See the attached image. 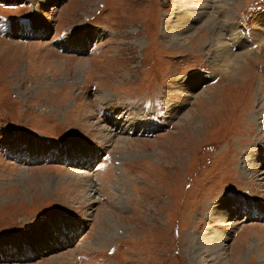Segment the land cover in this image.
I'll return each mask as SVG.
<instances>
[{
  "label": "rangeland",
  "instance_id": "1",
  "mask_svg": "<svg viewBox=\"0 0 264 264\" xmlns=\"http://www.w3.org/2000/svg\"><path fill=\"white\" fill-rule=\"evenodd\" d=\"M176 1L0 0V264H264V11Z\"/></svg>",
  "mask_w": 264,
  "mask_h": 264
},
{
  "label": "bare ground",
  "instance_id": "2",
  "mask_svg": "<svg viewBox=\"0 0 264 264\" xmlns=\"http://www.w3.org/2000/svg\"><path fill=\"white\" fill-rule=\"evenodd\" d=\"M182 4H184V6H181L182 4L180 3V2H178V1H176V6H177V8L178 7H180V8H182V9H177V10H179V11H181V12H185V10L186 9H191V7H193V8H198V5L201 3V2H203V0H185V1H183V0H179ZM188 1H189V3H188ZM218 1H220L219 2V6L221 7V8H223V9H227V8H230L231 6H230V4H233V2H234V0H218ZM199 3V4H198ZM181 4V5H180ZM180 5V6H179ZM202 6V5H201ZM198 10V9H197ZM178 12V11H177ZM184 15V14H183ZM197 16V15H196ZM231 16V15H230ZM192 17V16H191ZM180 18V17H179ZM185 19V18H184ZM183 19V20H184ZM190 21H191V18L189 19ZM227 20V19H226ZM194 21V20H193ZM200 22V21H199ZM261 23H259V25H257V27L259 26L260 28H261V26L263 27L264 26V19L262 20V21H260ZM231 23V22H230ZM228 24V23H227ZM177 25V24H176ZM175 25V26H176ZM188 25V24H187ZM231 25V24H230ZM229 26V25H228ZM181 27V26H180ZM188 27V26H187ZM230 27V26H229ZM183 28V27H182ZM182 28L180 29H178V32H175V37L174 38H176L177 36H180V34L181 33H179V32H184L183 30H182ZM264 28V27H263ZM22 29V28H21ZM237 27H234V31H233V33H236L237 32ZM259 29V28H258ZM229 30V29H228ZM23 31H25V30H23ZM31 33V32H30ZM84 33V32H83ZM83 33H81V34H79V37L80 38H75L74 40H73V42H75V44L77 45V44H80V43H84L83 41H84V39L86 38V34H83ZM178 33V34H177ZM26 34V33H25ZM216 35V34H215ZM221 34H219V36H220ZM182 36V35H181ZM216 37V36H215ZM242 37H243V35L242 36H240V35H237V36H235L234 38H232L231 39V41H233L232 43H230V42H228V41H223L222 42V38H220V42H219V49L217 48L216 49V54H217V56H218V59H217V61L219 60V65L220 66H225L227 63H229L228 65H231V66H233V69H236L237 67H241L242 65H241V63L242 62H245L246 60H247V58H248V55H247V53H248V50H247V48L245 47L247 44H246V42L245 41H243L242 40ZM216 39V38H215ZM175 40H177V39H175ZM226 40H228V39H226ZM216 42H217V39H216ZM222 42V43H221ZM85 44V43H84ZM250 45V44H249ZM232 46V47H231ZM234 46H236V48L238 49V47L239 46H241L240 47V49H236L237 50V52H235L234 51V49H233V47ZM248 47V46H247ZM216 48V47H215ZM234 51V52H233ZM214 52V51H213ZM233 52V53H232ZM226 60V62L223 64V62ZM245 60V61H244ZM219 65H217V66H219ZM221 109V108H220ZM222 110V109H221ZM261 113V112H260ZM103 129V128H102ZM123 140H125L124 138H123ZM126 143L128 142V141H125ZM125 143V144H126ZM124 144V145H125ZM128 156V155H127ZM256 159V158H255ZM257 161V160H256ZM255 160H254V162H252L253 164H257L258 163V161L256 162ZM251 163V164H252ZM250 164V163H249ZM248 164V165H249ZM78 172V171H77ZM77 174V173H76ZM79 174V173H78ZM80 182V181H79ZM91 185V184H90ZM236 210V209H235ZM254 211V210H253ZM223 213V212H222ZM246 213L247 214H250V215H252V207H247L246 208ZM264 213V212H263ZM109 214V213H108ZM224 215V214H223ZM106 217V216H105ZM227 220V219H226ZM64 221V219H62V220H59L58 222H63ZM70 221V220H69ZM63 226V225H62ZM74 228V227H73ZM217 232V231H216ZM106 233H108V232H106ZM106 233L103 231H100L99 233H98V241L99 242H102V235H106ZM213 235V233H211V232H209V235H208V237H207V241H203V245H202V247L204 248V252L206 251V252H209L211 255H213L215 252H219L220 250H223L222 249V247L220 246V241H217V239H215V237L214 236H212ZM194 238H196V237H194ZM216 238H218V237H216ZM104 239H105V237H104ZM71 240V239H70ZM196 240V239H195ZM224 242V241H223ZM197 248H198V245H193L192 246V248H191V252L192 253H194V255H196V253L198 254V257H197V255H196V257H197V262L198 263H200V261L202 260V258H204L203 257V253L204 252H202V251H200L199 253L197 252L198 250H197ZM249 249L251 250L252 249V247L251 246H249ZM189 250H190V248H189ZM244 251V250H243ZM247 251V249L245 250V252ZM193 255V256H194ZM194 258V257H193ZM206 259V258H205ZM195 260V259H194ZM203 261H204V259H203Z\"/></svg>",
  "mask_w": 264,
  "mask_h": 264
}]
</instances>
